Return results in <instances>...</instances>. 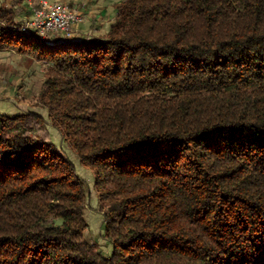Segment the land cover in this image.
Wrapping results in <instances>:
<instances>
[{
    "label": "trees",
    "instance_id": "obj_1",
    "mask_svg": "<svg viewBox=\"0 0 264 264\" xmlns=\"http://www.w3.org/2000/svg\"><path fill=\"white\" fill-rule=\"evenodd\" d=\"M114 8L103 36L43 41L0 0V51L45 65L36 102L111 246L44 118L0 113V264H264V0Z\"/></svg>",
    "mask_w": 264,
    "mask_h": 264
},
{
    "label": "rangeland",
    "instance_id": "obj_2",
    "mask_svg": "<svg viewBox=\"0 0 264 264\" xmlns=\"http://www.w3.org/2000/svg\"><path fill=\"white\" fill-rule=\"evenodd\" d=\"M81 1L75 0V2L79 3ZM83 1L87 9L94 10L97 13L94 14V19L101 14L103 15L102 19L104 18L108 22L110 19H114L112 17L115 14L114 5L122 0ZM7 2H14L16 5L23 6L22 14L27 18L30 16L27 13L26 0H7ZM84 5L83 11H85ZM45 69L46 67L43 63L36 61L28 55L18 54L10 50L0 51V113L16 115L32 111L40 114L45 120V128L50 134V139L53 138L55 145L61 150L66 149L68 152L70 148L66 141L52 126L46 110L36 102V97L43 82ZM86 192L87 202L85 203L83 213L88 228L84 233V237L90 243L95 244L100 253L107 257L111 252V246L104 238L102 213L99 204L95 205L94 208L91 207L95 203L96 194L92 186H86Z\"/></svg>",
    "mask_w": 264,
    "mask_h": 264
},
{
    "label": "built area",
    "instance_id": "obj_3",
    "mask_svg": "<svg viewBox=\"0 0 264 264\" xmlns=\"http://www.w3.org/2000/svg\"><path fill=\"white\" fill-rule=\"evenodd\" d=\"M30 16L18 27L43 41L68 39L79 23L86 19L83 4L71 5L62 0H26Z\"/></svg>",
    "mask_w": 264,
    "mask_h": 264
},
{
    "label": "crops",
    "instance_id": "obj_4",
    "mask_svg": "<svg viewBox=\"0 0 264 264\" xmlns=\"http://www.w3.org/2000/svg\"><path fill=\"white\" fill-rule=\"evenodd\" d=\"M64 2H67L71 5H80V4H85L83 3L84 1L82 0L81 3L79 2H75V0H62ZM86 5H84V13L86 15V19L82 22L79 23L73 33L72 39L75 41H85L87 38L89 37H98V36H103L109 26L114 22L115 20V14L112 16L114 17V19H108L109 21L106 22L104 20V18L102 19L103 15L99 14L95 19H94V14L95 13L94 10H90L87 9V7H85ZM90 18V19H89ZM1 51H7V50H1ZM57 132H59V130L55 129ZM53 134V133H51ZM56 134V133H54ZM60 134V132H59ZM53 137V136H52ZM52 142L55 144V142L53 141V138L51 139ZM56 147L58 148L59 152L61 155H63L64 157H66L67 159H69L75 166L76 168V172L78 174V176H80L83 181L85 182V186H92L94 189V185H93V176L91 174L90 171H88L86 168H84L83 166H81L79 159L76 155V153H74V151H72L71 149H68V152L66 151V149L61 150L57 145ZM82 173V174H81ZM95 191V189H94ZM96 194V200L94 205H91L92 208L95 207V205H98V193L95 191ZM95 198V197H94ZM87 202V199H86Z\"/></svg>",
    "mask_w": 264,
    "mask_h": 264
}]
</instances>
